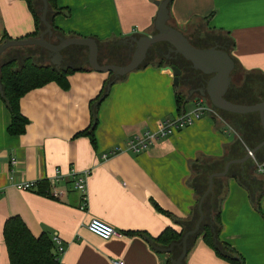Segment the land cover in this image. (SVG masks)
I'll use <instances>...</instances> for the list:
<instances>
[{
    "label": "crops",
    "instance_id": "1",
    "mask_svg": "<svg viewBox=\"0 0 264 264\" xmlns=\"http://www.w3.org/2000/svg\"><path fill=\"white\" fill-rule=\"evenodd\" d=\"M161 1L57 0L68 15L51 17L47 12L48 22L52 20L55 37L94 39L102 64L125 65L132 53L129 39L154 33L153 21ZM169 15L168 24L185 33L189 41L197 42L198 48H226L234 61L233 71H238L234 79L231 73L230 100L247 106L264 102V0H171ZM34 30L25 0H0V40H20ZM25 54L50 65L47 52L40 47L10 48L0 56V63L12 59L22 63ZM160 57L157 54L151 59ZM62 58L60 68L82 70L67 77L66 90L50 82L21 97L20 112L28 121L23 134L7 133L10 114L0 96V264H9L2 229L12 216H19L35 237L57 235L64 247L60 264H111L113 260L164 264L180 253V247L172 255L160 254L154 248L158 246L155 239L168 227L183 235L198 219L196 193L201 196L204 192L188 185L194 161L225 155L228 161L243 158L264 140L262 125L250 124L253 130L247 131L248 136L233 130L223 111L215 109L197 90L207 77L180 83L178 91L187 102L178 114L172 74L148 59L114 83L96 105L110 73L90 69L85 47H68ZM198 99L213 107L216 114H204L140 153L127 147L131 137L154 131L163 120L172 121L192 112ZM94 108L97 127L96 144L92 146L79 134L89 127ZM249 115L230 114L228 118L247 122V117H259L257 112ZM258 151L255 156L261 158ZM223 162L215 164L218 167ZM226 163L222 170L214 168L213 173L223 171ZM86 171L87 208L80 210L81 195L73 189L71 174ZM224 177L219 239L245 264H264V179L255 172L250 158L230 165ZM41 181L47 182L50 193L58 197L20 188L23 183ZM219 188L220 183H214L204 200L199 233L188 237L182 264H231L201 236L202 225L212 226L211 203ZM154 204L169 216L159 213ZM91 219L126 236L102 240L87 230Z\"/></svg>",
    "mask_w": 264,
    "mask_h": 264
},
{
    "label": "trees",
    "instance_id": "2",
    "mask_svg": "<svg viewBox=\"0 0 264 264\" xmlns=\"http://www.w3.org/2000/svg\"><path fill=\"white\" fill-rule=\"evenodd\" d=\"M25 1L33 17L35 30L33 31V33L26 35L23 39L37 38L43 30V25L40 21L39 10L37 8L38 2L37 0ZM47 5L48 12L51 13V17L57 15H68L67 10H63L58 7L57 0H47ZM49 18V14H47V20ZM50 21V25L52 26V20L50 19ZM52 28L53 26L51 27V30ZM183 34L185 35V33ZM6 40H9V38L3 37L0 40V45L3 44ZM152 64H155L159 68L171 65V63L166 62L162 58L154 59L152 61ZM177 67L180 68L179 66ZM78 70L82 69L60 68L56 70L49 64L39 63L37 61V58L34 55L30 54L24 55L22 63H19L16 59L0 63V83L3 88V101L10 114V124L7 127V133L11 136H18L25 132V127L28 124V121L21 115L20 112L19 100L21 99V97H23L30 90L42 87L43 85L50 82H54L59 87L66 90L68 89L69 85L67 77ZM237 73V70H235V72L233 71V76L231 75L233 79L236 77ZM106 83L107 82H105V84L103 85V88L96 100H98L104 93ZM179 87L180 85L178 87H175V106L176 112L178 114L183 111V107L187 102L185 101L184 95L180 91H178ZM225 98L229 102L235 103L233 102V100H230L228 98V93L226 94ZM96 109L97 108H94L92 111V119L89 127L79 134L81 136H86L92 146H95L96 144ZM221 114L226 117V123L233 130L243 135H247V131L248 133H250V131L253 130V126L251 127L250 124H256L259 128L261 125L259 117H247V122L245 120L237 122V120L235 119L228 118L230 114H227L225 112H221ZM248 116L250 115L248 114ZM258 152H260L261 157L264 155V150H260ZM227 159L228 158L226 155L221 159L212 157L197 158L194 161V173L191 179L188 181V185L193 187L197 191L201 190L202 192H205L208 187V177L213 173V171H215L214 168L222 170L224 164L228 161ZM219 161L224 162L222 165L217 167L215 163ZM208 170H211V173L209 175L206 174ZM224 180L225 177L216 178L213 180V185L214 183H220V188L216 192L217 194L215 199L217 201H214V203L212 204L211 220L213 223V231L208 225H202L201 236L202 239L211 248H213V250L219 257L223 258L231 264H245L243 258L239 254H237L230 246L221 242L219 239L221 231L220 206L225 196V184L221 182H224ZM34 189L36 194L44 197H52L50 194L48 183L45 181L36 182V188ZM196 194V199L198 202L200 195L199 193ZM154 208L159 213L169 216L156 204H154ZM136 234L143 235V233ZM2 235L9 264H60L59 260H57L56 254L54 253V244L51 238L45 233H42L37 237L33 236L19 216H12L4 222ZM181 236V232L177 233L174 229L168 227L155 239V243L160 247H167L168 245H170V243L179 241ZM213 237H215V243L213 241ZM164 264H170V259L168 258Z\"/></svg>",
    "mask_w": 264,
    "mask_h": 264
},
{
    "label": "water",
    "instance_id": "3",
    "mask_svg": "<svg viewBox=\"0 0 264 264\" xmlns=\"http://www.w3.org/2000/svg\"><path fill=\"white\" fill-rule=\"evenodd\" d=\"M40 6V21L43 25V30L37 38H27L20 40H6L0 45V56L10 48L22 47H40L47 52L50 65L56 70L60 69L62 61V53L65 49L71 46H79L87 48V63L91 70L99 73H110L111 77L105 85V91L97 100L98 105L109 93L111 86L126 77L129 73L137 70L144 65L148 53L153 50V54L157 56L160 54L161 45H167L168 53L181 56L185 61L190 63L191 69L199 72L202 76L207 77L206 81H201L202 87L197 89L200 95L207 97L210 104L217 110L244 115L257 112L259 114L260 122L264 131V102L256 105H240L231 103L226 100V94L231 84V73L234 69V61L230 54L217 47L198 48L193 46L189 39L179 29L168 24L169 6L171 0H162L157 3L158 10L153 21L154 33L150 35H143L140 37H131L130 47H132V54L129 57V62L125 65L116 64H102L99 61V47L97 42L92 38H76L56 36L57 43H52L50 39L53 36L51 26L47 20L48 5L47 0H39ZM168 56V55H167ZM169 58V57H168ZM167 59V57L165 58ZM168 70L173 77V85L175 87L182 83L181 69L176 65L171 64L163 67ZM194 81V80H193ZM0 96L3 98V88L0 83ZM95 105V106H96ZM264 147V140L254 149L252 153L257 152ZM249 159L245 155L241 159L230 160L226 163L223 171L213 173L208 178V187L204 193L201 194L197 203L198 219L195 227L185 232L179 241L172 242L167 247L154 246L160 254L172 255L175 248L180 247V253L176 257H171L170 264H182L186 251L187 239L189 236H196L199 233L200 224L204 218L203 203L206 197L212 192L213 179L221 178L227 175L230 165L244 163ZM215 243V237H213Z\"/></svg>",
    "mask_w": 264,
    "mask_h": 264
},
{
    "label": "built area",
    "instance_id": "4",
    "mask_svg": "<svg viewBox=\"0 0 264 264\" xmlns=\"http://www.w3.org/2000/svg\"><path fill=\"white\" fill-rule=\"evenodd\" d=\"M216 114V110L213 107H210L205 104L202 99H198L195 102V108L192 112L187 113L181 117L176 118L175 120H163L156 125L154 131L146 130L142 134L135 135L127 142V147L134 153H140L146 150L150 145L158 141L159 139L165 138L176 131L185 129L196 122L204 114ZM247 155L254 162L255 172L263 177L264 179V155L261 158H257L255 153H252L250 150L247 151ZM11 164H15V161H11ZM89 176V172L86 171L83 174L77 175L75 173L71 174L73 189L80 193L81 195V205L79 206L80 210H85L87 208V189H86V180ZM20 188L22 190H29L36 188V183H23ZM52 197L57 198V193H50ZM87 230L97 236L102 240H109L113 237L123 238L126 236L125 233L113 229L111 226L97 220L91 219L86 226ZM54 244V253L59 260L60 256L64 252V247L62 241L53 235L51 238ZM111 264H123L121 260H113Z\"/></svg>",
    "mask_w": 264,
    "mask_h": 264
},
{
    "label": "flooded vegetation",
    "instance_id": "5",
    "mask_svg": "<svg viewBox=\"0 0 264 264\" xmlns=\"http://www.w3.org/2000/svg\"><path fill=\"white\" fill-rule=\"evenodd\" d=\"M50 41L52 42V43H57V40H56V38H55V36L53 35L52 36V38L50 39ZM190 43L193 45V46H195V47H197L194 43H197V42H192V41H190ZM164 45V44H163ZM162 46V45H161ZM214 47L216 46L217 48H220V49H224V50H226V48H224V47H220V46H218V45H213ZM164 47V46H163ZM66 51H67V49H65L64 51H63V53L65 54L66 53ZM160 58H162V59H164L166 62H168V63H171V64H174V65H176V66H179L180 67V69H181V79H182V83L184 84H189V83H191V81H193L196 77H198L199 78V80H204V78H206L205 76H202L200 73H198V72H195L194 70H192L191 69V65H190V63H188L187 61H185L181 56H176L175 54H172V53H168V51H167V48L165 49V48H160ZM154 52H153V50H151L149 53H148V55H147V58H146V60L148 59V60H152L151 58H153V56H154V54H153ZM132 54V53H131ZM168 55V56H167ZM131 56V55H130ZM167 57V59H165ZM169 57V58H168ZM153 61V60H152ZM189 64V68L187 69H185V67H187V65ZM184 68V69H183Z\"/></svg>",
    "mask_w": 264,
    "mask_h": 264
},
{
    "label": "rangeland",
    "instance_id": "6",
    "mask_svg": "<svg viewBox=\"0 0 264 264\" xmlns=\"http://www.w3.org/2000/svg\"><path fill=\"white\" fill-rule=\"evenodd\" d=\"M37 8H38V10H40V6H38ZM39 15H40V12H39ZM214 201L216 202L217 200L214 199V200H213V203H214ZM213 203H211V206H212ZM211 212H212V211H211ZM210 219H211V218H210ZM211 222H212V220H211ZM212 224H213V223H212ZM211 230L213 231L212 226H211ZM213 241H214V240H213Z\"/></svg>",
    "mask_w": 264,
    "mask_h": 264
}]
</instances>
